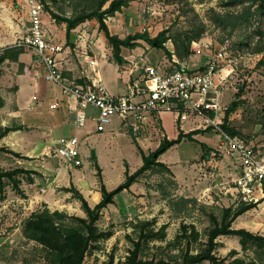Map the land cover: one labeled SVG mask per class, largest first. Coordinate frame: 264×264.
<instances>
[{"label":"rangeland","instance_id":"obj_1","mask_svg":"<svg viewBox=\"0 0 264 264\" xmlns=\"http://www.w3.org/2000/svg\"><path fill=\"white\" fill-rule=\"evenodd\" d=\"M39 1L43 7L44 29L46 34L55 37L54 39H59V34L65 32L52 16L51 11L60 15H72L89 3V0ZM246 5L247 2L233 3L232 0H130L128 6L108 16L106 23L112 33L117 32L124 36L136 31H146L153 37L165 28L170 29V35H173L179 30L202 28L201 36L191 43L192 53L183 59L185 63H189L191 69L194 68L191 62L194 60L198 62L200 55L208 58L209 53L222 42L226 39L230 40L229 60L225 64V70L229 71V74L220 82L219 90L220 102L225 109L221 115L228 113L226 123L237 132L235 134L228 132L223 126L225 119L220 115L221 126L226 132L241 138L246 143L264 146V49L257 50L261 43L256 33L257 27L264 25V15L255 13L246 25L235 28L231 27L232 20L228 23L216 21L218 16L229 15L230 19H234V15L241 13ZM55 22L58 27L54 25ZM28 25L27 0H0V55L2 53L10 55L0 63V130L5 127L2 122L6 125L15 124L12 115L19 102V99L16 100L18 96H15L17 83L25 82L27 78H36L41 84L46 82L43 76V62L32 50L22 48L23 52L18 53V58H12L19 47L15 43L25 34ZM52 27H55L54 34ZM84 30L92 34L86 35ZM99 31V23L93 19L80 26L78 31L72 32L74 38H78L79 44L77 41L66 42L67 45L75 47L68 51V60L76 70L81 69L83 65L77 54L82 47L93 53L92 40L98 38ZM81 39H85L86 46L80 44ZM141 41L149 59L157 63H166L167 69L177 66L171 62L166 51L169 49L175 51L173 37L165 41L166 50L152 46L144 40ZM108 56L111 59L110 54ZM100 70L110 79L109 83L114 88V71L111 69L112 73L104 64L100 66ZM111 92L115 94L116 91ZM230 104L235 108L229 111ZM20 109L23 110V107ZM88 110L97 112L95 107H89ZM19 115L22 118L21 114ZM174 116L175 112L165 113L163 116V123L170 137L175 136L178 130ZM113 119L117 118L113 117ZM92 124L90 123V127ZM194 124L200 131L193 136V139L185 137L161 154V160L171 162L173 168L153 166L146 170L138 178L135 192L131 194L132 199L130 194L127 195L128 198L121 194L116 195V199L121 197V200L111 202L113 205H107L106 209H102L97 224L105 235L93 243L84 257L83 264H122L135 249L137 241H140L138 251L140 259L181 262L186 252L197 253L206 249L210 230L221 221L225 209L230 208L232 215L235 209L243 204L239 198L219 188L223 183H231L239 172L235 151L229 153L220 148L217 130L212 125L206 124L201 116L193 113L190 118L182 120L184 128L188 129ZM68 132V129L64 132L56 131L54 136L59 138ZM133 132L129 130L127 136H119L116 143L109 141L107 136H104V141H100L105 148L104 164L108 177L114 179V182L125 176V167L118 150L124 153L131 167H135L141 160L134 143V135H138L139 132ZM102 136L99 135L98 138ZM154 136V142L145 145L147 152L150 147L156 149L161 140L159 131L155 130ZM8 139L9 137H0V147L8 149L0 150V170L20 168L23 171L11 177H4L3 184L0 185V264H52L50 250L25 235L26 221L32 213L44 208L51 211L59 210L71 216L87 217L86 212L71 187L52 190L53 195L50 194L52 201L55 196L56 198L62 196L59 203L46 202L43 196H37L39 193L43 194L40 185H46V181L44 184L28 186L30 179L36 176V174L32 176L31 173L35 172L42 176V172L26 167L42 165L37 160L18 162L19 158L25 156L17 150V144ZM86 146L89 154L92 149L98 148L97 135L90 138ZM51 150L53 154V149ZM83 155L82 151L83 161L85 158L90 171L93 167L90 163L95 159L85 157L87 154ZM43 158L48 160L49 156L43 153L31 159ZM176 171L179 174V181ZM210 184H213L214 188L212 197L200 199L203 190ZM63 203L64 205H60ZM251 205L248 210L234 218L232 227L245 228L264 237V201L259 200ZM68 222L75 225L77 221L68 219ZM216 243L213 253L226 262L238 257L245 261H253L254 264H264V242H250L244 247L239 235L221 234L216 238ZM196 264L213 263L204 260Z\"/></svg>","mask_w":264,"mask_h":264},{"label":"built area","instance_id":"obj_2","mask_svg":"<svg viewBox=\"0 0 264 264\" xmlns=\"http://www.w3.org/2000/svg\"><path fill=\"white\" fill-rule=\"evenodd\" d=\"M27 1L29 25L15 44L32 50L43 62L46 81L59 85L61 92L74 101V105L69 106L75 111L72 122L76 127L85 124L88 105L98 110L92 118L99 131L104 130L113 117L124 120L134 132H139L151 111H172L182 118L197 114L217 130L220 148L224 152L235 151L239 162L236 177L231 183H223L220 190L225 189V193L229 192L244 203L264 201V146H255L231 135L222 128L219 119L225 110L220 102L219 84L229 74L225 64L229 60L230 40L226 39L209 53L202 70H193L185 64L165 70L141 57L139 62L133 61L140 74L128 82L124 92L114 94L102 82L97 58L88 52L78 77L64 75L59 59L63 46L46 34L42 4L39 0ZM59 105L60 101L54 100L49 103V108L55 109ZM53 155L58 157L61 166L81 165L83 157L78 135L59 137ZM213 191V184H210L199 198H210Z\"/></svg>","mask_w":264,"mask_h":264},{"label":"crops","instance_id":"obj_3","mask_svg":"<svg viewBox=\"0 0 264 264\" xmlns=\"http://www.w3.org/2000/svg\"><path fill=\"white\" fill-rule=\"evenodd\" d=\"M93 19L95 18L87 19L84 22H81L75 28H73L68 34H67V29H66V23L59 22L60 23L59 26H61V28L64 29L63 32H65V34H59V39L58 38L54 39L55 37L53 38L50 37L52 40L54 41L56 40L55 42H58L62 44L63 46V50L59 54V59L61 60V65L64 68V75L67 77H78L80 75L81 69L76 70L73 64L69 63L68 51L70 52L71 48L74 49L75 47L74 46L71 47L70 44L67 45L66 42L67 41L71 43L73 41L76 42L78 38L76 37L74 38V35H73L74 31H78L80 26H82L83 24H86L88 21L93 20ZM54 25L57 26V23L55 22ZM53 29H55V27H52L51 29L54 34ZM85 33L86 35L87 33L89 35L92 34L87 31H85ZM114 33L118 34L120 37L126 36V35L125 36L121 35L117 32H114ZM141 40L142 39H139L138 44L134 47L124 46L122 48L121 54L124 58V62L120 64L113 59L112 46L110 45L104 31L100 29L98 38L92 40V44L94 47H92L91 49L93 53L91 54L88 49H86L85 47L84 48L82 47V49L79 51L77 55L81 61V64L85 63L84 57L87 52L90 55L96 57L99 63L98 68H99L100 76L107 90L109 92L116 91L115 94L122 93L126 90L128 82L140 74V70H137L136 66H134L135 64H133V61L139 62L141 57L145 58L146 61L156 64L162 69L170 70L165 67L166 63L165 64L157 63L156 61H152L151 59H149V57L147 56V52L145 51V48L142 47L143 43L142 44L140 43L142 42ZM99 42H101V44H99ZM104 42H106L105 45H107V47L104 45ZM77 44H79L78 41H77ZM80 44L84 46L86 44L85 39L83 40L81 39ZM97 48L99 50H97ZM169 50L172 52L171 54L172 57H169V56L168 57L169 59H171V62L174 65L180 66L181 64H187L189 67V63L188 62L185 63L184 60H180L174 53L173 49H169ZM108 54H110L111 59L108 56ZM206 61H207V57L200 55L199 61L197 62L194 60L193 61L194 63L191 62V64L194 67H199L201 65H205ZM103 64L105 66H108L111 72L113 70L115 73V78H114L115 87L114 88L111 87L109 83L110 79L107 78L102 73V70H100V66ZM115 88L118 90H114ZM15 93H16L15 96H18L16 100L19 99V102H17L18 104L17 109L15 108V110H13V115H12L14 116L13 118H15L14 119L15 124L6 125L4 122H2L1 124L3 126L4 125L14 126L18 128L10 130L4 136L5 138L9 137L8 140L10 142L17 144L18 146L17 150H20L21 151L20 154L25 156L23 158H19L18 162H21L20 160L35 162L37 160L38 162H40V165H42L41 166L42 168L38 166L32 167V168H29L26 166L24 167L28 169H36L39 172H42V176L35 172L31 173L32 176H34L35 174L36 176L33 177V179H30L28 186L38 185L41 183L44 184L46 181V185H40V189H42L43 194L40 195L39 193L37 195V196H43L44 198L43 200H45L46 202L59 203V200L62 199L61 198L62 196L59 195L61 196L60 198H56L55 196L54 201H52V197L50 196V194L53 195L52 194L53 191L57 190V188L59 187H64V188L73 187V190L82 193L85 199L88 201V203L93 207L103 197L102 184L105 185L107 190H112L125 180L127 171L132 173L143 164L142 152H144L145 154H149L151 151L155 149V148L152 149L150 147L148 152L145 149V145H150L151 143L154 142L155 140L154 131L155 130L159 131L160 133V137H161V140L159 142L160 144L161 141L165 137L169 139H174V138H177L180 131H182L183 133H188L189 131L195 130L198 127L196 124H194L188 129L184 128V126L182 125V120L190 118V115L187 116L186 118H182L175 113L176 117L174 116V118L177 120L175 122L178 124V127H177L178 130L175 136L170 137L167 134L165 125L163 123V116L165 113L172 114L174 112L172 111H161V112L151 111L149 112L145 122L142 124L139 134L134 135V143L136 144L138 152L141 155V160L137 162L135 167L133 166L131 167L129 160L127 159L126 156H124V153H122L121 150H118L120 154L121 162L124 164V167H125V176L124 178L122 176L121 180L119 181L117 180V182H114L113 181L114 179H111L108 177V171L104 164L105 159H106L105 150H104L105 148L103 144L100 143V141H104L105 140L104 136H107L109 138V141L111 140L113 141V143H116V139L119 136H127V134L129 133V130L133 132V129L127 124V122H125L124 120L118 117H115L117 119L111 120L108 124H106L104 130L99 131L97 130L96 120L92 118L93 116H96L98 114V110H96L97 111L96 113L93 111H90L88 110V108L94 107V106L88 105L86 108V112L88 116L85 121V124L82 127H76L72 122L75 116V111L71 109L69 106L70 104L73 106L74 101L71 98L66 97L61 92L59 85L54 84L49 81H46L45 84H41L39 80L36 78L35 79L27 78L25 82L22 81V83L20 82L17 83V89ZM54 100H59L60 105L55 109H50L49 103H51ZM21 107H23V110L20 109ZM19 114H21L22 118L19 117L20 116ZM90 123H93L91 127H90ZM67 129L69 132L68 134H64V135H70V134L76 133L80 139L81 151H83L84 155L87 154L85 155V157H93L95 159V161L90 163L93 166L91 167L90 171L88 170L89 169L88 163L87 164L85 163L86 162L85 158H84L83 163L78 166H74V167L60 166L58 157L52 154L51 148L53 149L54 146L58 143V138L54 136L55 132L56 131L64 132V130H67ZM195 134H193V136ZM95 135H97L98 148L92 149L90 151L91 154H89L88 148L86 146V142ZM99 135H103L102 137H100L102 138V140L98 138ZM159 144L157 145V147L159 146ZM93 151H94V154H93ZM43 153H46L49 156L48 160L46 158H43L42 160L31 159V158L39 157ZM160 157L161 155L158 157V160L162 161ZM162 162H164L167 165V167H170V168L174 167L173 164H171V162L169 161L167 162L162 161ZM96 163L101 168V178L97 174L98 171L96 168ZM176 174H177V179L179 181V174L177 173V171H176ZM138 178L130 185L129 188L123 189L121 192L117 193L116 195L121 194L122 196L128 198L127 195L129 196L130 194V199H132L131 194L135 192L136 184H138ZM19 185L21 186V188H24L22 184H19ZM32 191L35 192L36 190H32ZM116 195L114 196L113 202H118L119 200H121V197L120 199L117 200ZM60 205H64V203ZM111 205L113 204L112 203L108 204V206H111ZM108 206H105L103 209H106ZM101 212H103V210Z\"/></svg>","mask_w":264,"mask_h":264},{"label":"trees","instance_id":"obj_4","mask_svg":"<svg viewBox=\"0 0 264 264\" xmlns=\"http://www.w3.org/2000/svg\"><path fill=\"white\" fill-rule=\"evenodd\" d=\"M233 3H246L244 10L238 15H234V19H230L229 15L218 16L216 21L225 23L232 20V26L235 28L239 25H246L255 13H261L264 15V0H232ZM130 0H89L86 7L76 10L72 15H60L51 11L52 16L57 22H65L67 34L75 28L81 22L87 19L95 18L99 23V28L104 31L110 45L112 46L113 59L122 64L124 58L121 54L122 48L134 47L138 44V40L142 39L152 46L162 47L165 49V41L168 38L173 37L175 43L176 56L183 60L185 57L192 53L191 43L193 40L199 38L202 34V28H194L191 30H179L173 35H170V29L165 28L159 31L155 36H150L146 31H136L129 33L125 37H120L118 34L112 33L106 23V18L110 15H114L115 12L122 10L123 7L128 6ZM48 8V6H46ZM256 33L259 36L261 45L257 47V50L264 49V25L257 27ZM15 47V46H12ZM23 47H18L16 54L12 58L17 59L18 53L23 52ZM166 50V49H165ZM167 51V55L172 57V52ZM10 55L2 53L0 55V63L3 62ZM179 66V65H178ZM205 65L194 67L193 70H202ZM229 111L234 109L233 104L229 105ZM228 111V112H229ZM228 113L224 116L225 123L224 128L235 134L237 131L232 129L226 123ZM18 127L5 126L0 130V137L7 134L10 130ZM199 132L198 129L189 131L188 133L179 132L177 138L169 139L165 137L159 146L151 151L149 154L142 152L143 164L137 168L134 172L127 171L125 180L116 186L112 190H107L104 184H102V199L93 207L88 203L82 193L75 191L76 196L81 200L82 208L86 212L87 217L71 216L67 213L59 210L51 211L48 208L34 212L30 218L26 221L24 226L25 235L33 239L40 244L46 246L52 254V264H83L84 257L88 250L93 246V243L99 238L105 235L98 227V220L100 218L101 210L109 203L114 201V196L121 192L125 188H129L130 185L137 180L146 170L153 166H162L167 168V165L158 160V157L170 148L175 143L182 140L183 137H189L193 139V134ZM0 150H8L4 147H0ZM98 175L101 178V168L96 163ZM23 171V169L17 168L13 170H0V185L3 184L4 177H11L13 174ZM73 190V187L70 188ZM237 207L232 215H230V208L225 209L223 218L219 223H216L211 228L207 247L203 251L197 253L186 252L183 255L181 262L170 263L168 261L159 260L157 262L153 260H143L138 257V251L140 247V241H137L135 249L131 251L128 259L122 264H196L204 260H209L213 264H254L253 261H245L242 258H234L229 262H226L218 258L213 250L216 246V238L221 234H235L240 236V242L245 247L248 243L264 242V237L259 234H255L245 228H233L232 221L235 217L248 210L252 205L251 203H244ZM69 220H76V224H70Z\"/></svg>","mask_w":264,"mask_h":264},{"label":"water","instance_id":"obj_5","mask_svg":"<svg viewBox=\"0 0 264 264\" xmlns=\"http://www.w3.org/2000/svg\"><path fill=\"white\" fill-rule=\"evenodd\" d=\"M233 104H235V102H233ZM93 154H94V151H93Z\"/></svg>","mask_w":264,"mask_h":264}]
</instances>
